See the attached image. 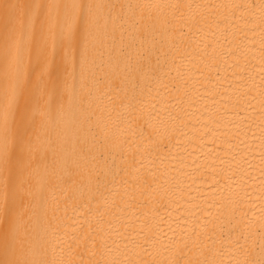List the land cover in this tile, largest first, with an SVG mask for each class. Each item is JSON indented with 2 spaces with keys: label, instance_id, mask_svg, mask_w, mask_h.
<instances>
[{
  "label": "bare ground",
  "instance_id": "bare-ground-1",
  "mask_svg": "<svg viewBox=\"0 0 264 264\" xmlns=\"http://www.w3.org/2000/svg\"><path fill=\"white\" fill-rule=\"evenodd\" d=\"M0 264H264V0H0Z\"/></svg>",
  "mask_w": 264,
  "mask_h": 264
}]
</instances>
